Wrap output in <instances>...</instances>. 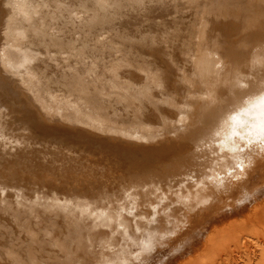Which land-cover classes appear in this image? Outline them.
Here are the masks:
<instances>
[{
	"label": "bare ground",
	"instance_id": "6f19581e",
	"mask_svg": "<svg viewBox=\"0 0 264 264\" xmlns=\"http://www.w3.org/2000/svg\"><path fill=\"white\" fill-rule=\"evenodd\" d=\"M35 7L0 0V264H133L136 251L141 264L142 254L179 247V234L194 245L176 264H192L208 261L231 231L264 227V152L215 137L225 109L264 89V67L253 62L264 58V0H118L100 25L107 44L87 81L108 99L91 112L60 106L67 89L47 35L52 20ZM162 128L175 140L153 143ZM56 201L112 222L65 215Z\"/></svg>",
	"mask_w": 264,
	"mask_h": 264
},
{
	"label": "snow or ice",
	"instance_id": "6c2138e0",
	"mask_svg": "<svg viewBox=\"0 0 264 264\" xmlns=\"http://www.w3.org/2000/svg\"><path fill=\"white\" fill-rule=\"evenodd\" d=\"M135 2L143 3L144 0H135ZM37 4L38 7H35L34 11L40 14L43 10H47V14L52 20L47 35L56 50L53 59L59 57V61L63 65L65 82L60 85V88L67 89V91L62 92L59 96L60 106L74 109V106L78 104L81 107H87L90 112L100 110L101 104L108 97L100 91L95 95L92 94L89 91L91 86L87 81L94 76L96 62L100 58V50L107 44L104 32L100 31V25L108 18L110 10L118 7V0H37ZM253 62L260 63L264 67V58ZM2 63L3 53L0 52V64ZM14 63L17 67H23L30 61L15 59ZM237 84L242 88L246 87L239 80ZM6 86L5 82L0 81V89ZM245 95L247 96L246 100L242 99L238 103H234L231 108L225 109L229 115L224 119L223 124L217 125L215 137H220L224 133L226 141L235 143L236 148H239L241 152L247 150L251 153L253 146L257 145L259 146L256 149L257 152H264V89ZM232 112L237 114L231 115ZM241 116L245 119L241 120ZM179 119L183 121L184 117L180 116ZM0 139H5L2 134H0ZM6 191L7 189L0 185V197ZM12 194L14 195V193ZM21 200L22 198L17 202L20 203ZM67 203L64 201V204ZM53 207L62 210L68 216L79 214L82 217L87 216L89 220L95 219L96 224L101 227H107L112 222L109 217L104 224H100L101 219L108 216L106 212L98 213L81 209H76L74 212L72 209L65 208L59 201L54 202ZM121 212L123 209H119L115 213L117 224L121 223L119 220ZM71 226L70 223L69 227ZM104 248L115 253L117 259L123 255L121 249L115 247L109 249L107 244H104ZM144 250L150 251V241L144 244ZM139 255L136 253L132 258L136 259ZM166 255L165 252L158 257L154 256L153 264L157 259L162 261ZM106 264H116V260H108ZM121 264L124 262L121 261Z\"/></svg>",
	"mask_w": 264,
	"mask_h": 264
},
{
	"label": "rangeland",
	"instance_id": "374dc122",
	"mask_svg": "<svg viewBox=\"0 0 264 264\" xmlns=\"http://www.w3.org/2000/svg\"><path fill=\"white\" fill-rule=\"evenodd\" d=\"M180 17V16H179ZM182 18V17H181ZM136 77H138V76H136ZM140 78V77H139ZM139 78H138V80H139ZM141 79V78H140ZM181 105H183L182 103H179L178 104V106H181ZM123 113V112H122ZM121 113V114H122ZM126 112H124L123 114L124 115H126V116H124L123 114L121 115V116H123L124 118H129V117H131V115L130 114H125ZM132 118V117H131ZM69 125H71V124H69ZM72 125H74V124H72ZM150 126H152V125H150ZM154 126H157V125H155V124H153V127ZM74 127H76L75 125H74ZM77 127H79L80 128V126H77ZM152 127V128H153ZM156 128V127H155ZM161 128V127H160ZM193 128V129H192ZM195 129V127L193 126H191V130H194ZM86 130V129H85ZM162 130H163V132H162ZM162 130H161V135L160 134H158V133H156V135L154 136L155 137V139H153L152 140V142L154 143H158L159 141H156V140H160V138L161 139H166L167 138V135H169V133H167V135H166V132H169V131H167V130H169V129H165V128H162ZM90 133V132H89ZM160 133V132H159ZM165 133V134H164ZM92 135L94 134V133H91ZM103 133H98V132H95V135H102ZM162 134H164V135H162ZM104 135H105V137H113V138H115L116 137V135H113L112 136V134L111 133H104L103 134V137H104ZM158 135V136H157ZM171 135V136H170ZM169 136H168V138L167 139H169V140H171V139H173V135L172 134H170ZM164 136H166V137H164ZM160 137V138H159ZM142 138V137H141ZM158 138V139H157ZM171 138V139H170ZM152 139V138H151ZM140 140H142V141H147L146 140V138H142V139H140ZM173 140H175V139H173ZM35 147H37V146H35ZM75 153H76V151H75ZM76 154H78V156H84L82 153H80V151H78V153H76ZM81 154V155H80ZM79 170V169H78ZM77 170V171H78ZM83 171L84 170H80L78 173H80V174H82L83 173ZM89 175V172H85L84 171V174H82L84 177H86L87 175ZM123 176H125V174H123ZM122 176V177H123ZM119 180V178L116 180V181H118ZM116 181H114V182H116ZM112 182H113V180H112ZM113 184V183H112ZM111 184V185H112ZM125 184H127V182L126 183H123V184H120L119 186H124ZM110 185V186H111ZM113 185H118V183H115V184H113ZM112 185V186H113ZM113 188L115 189V187L113 186ZM60 194V193H59ZM11 199V201L13 200V198L11 197L10 198ZM259 222H260V225H262V220H260V221H258V224H259ZM258 226L259 227V230H256V231H250V229H248V227L249 226H247L246 227V230H244L245 231V233H243L241 236H239V232H238V235H237V233L235 232V234L236 235H234V236H237L238 238H234V236L232 235V231L230 232V233H228L227 234V239H225L224 241H221V244L219 245V246H221L220 248H214L213 250L215 251H213V254L211 255V258H209V260L207 261V260H205L204 259V257L203 258H200V260L198 259V260H195L192 264H264V230L262 231V229H264V227H261V226ZM241 230V229H240ZM236 231H238V230H236ZM234 232V231H233ZM247 233H249V234H247ZM229 234H230V236H229ZM253 235V236H252ZM174 236V235H173ZM177 236V238H176V240L175 241H177V243H179V247L177 246L176 248L174 247L173 249H181L180 251H182L181 253H179L180 251L178 250H173L172 249V246L170 247V251H172V252H170L169 250H168V246H166V247H164V249H162V248H159V250H161L162 252H166L167 253V255L163 258V260L161 261L160 259V261L159 262H157V260L155 261V263L156 264H167L168 263V261H169V263L168 264H176V261H178V257H180L181 259L183 258V257H185L183 254H185V253H187V252H190L192 249L190 248L191 246V244L192 245H194L193 243H194V238H193V236H192V238L190 237V236H186L185 234H181V236H180V234L179 235H176ZM107 237H109L108 235H107ZM106 237V242L108 243V241L109 242H111L112 241V239H113V237H109V238H107ZM171 236H169L168 238H170ZM183 237H187V238H184V239H182ZM189 238H191L192 239V242H191V240L189 241ZM111 239V240H110ZM187 239V240H186ZM233 239V240H232ZM235 239V240H234ZM236 239H238V240H236ZM181 240L183 241V242H181ZM184 240H186V241H184ZM175 241H173L172 243H174L173 244V246L175 245V244H177V243H175ZM188 243H190V244H188ZM169 244V243H168ZM188 244V245H187ZM112 245V244H111ZM153 245V244H152ZM176 246V245H175ZM190 246V247H189ZM133 246H131V248H132ZM154 247V246H153ZM152 247V248H153ZM187 247V248H186ZM188 248H190V251H188L189 249ZM172 249V250H171ZM225 251H224V250ZM131 250V249H130ZM133 251V250H132ZM135 251V250H134ZM133 251V252H134ZM158 252V250L156 249H154L152 252H150V253H146V255L148 256V258H147V256L145 255V254H142V257L144 256V257H146V259H144V257H143V259H144V261L143 262H141V264H151L152 262H153V260H152V258L154 257V256H156V257H158L159 255H160V253L162 254V252ZM135 254H133V256L134 255H136V253H138V251H136V252H134ZM151 253H152V255H151ZM173 253V254H172ZM175 253V254H174ZM178 253V254H177ZM183 253V254H182ZM107 254H110L109 252H107ZM180 254V255H179ZM182 254V255H181ZM65 255V257H67V255H69L68 254V251L66 252V254H64ZM73 255H75L74 253H73ZM187 255L188 254H186V257H187ZM139 256H141V255H139ZM150 256H152V258L150 257ZM178 256V257H177ZM183 256V257H182ZM216 256V257H215ZM220 256V257H219ZM141 257V258H142ZM175 258V260H172V258ZM139 258V257H138ZM138 258H136V259H134V263H136L137 262V259ZM169 258H171V259H169ZM173 258V259H174ZM176 258H178L177 260H176ZM142 259V260H143ZM148 259H150V260H148ZM146 260H148L147 262H146ZM171 260V261H170ZM152 261V262H151ZM165 261V262H164ZM201 262V263H200ZM133 263V264H134ZM138 264V263H137ZM153 264V263H152Z\"/></svg>",
	"mask_w": 264,
	"mask_h": 264
}]
</instances>
